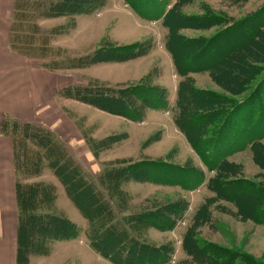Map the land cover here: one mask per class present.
Wrapping results in <instances>:
<instances>
[{"label":"trees","instance_id":"1","mask_svg":"<svg viewBox=\"0 0 264 264\" xmlns=\"http://www.w3.org/2000/svg\"><path fill=\"white\" fill-rule=\"evenodd\" d=\"M105 1L16 0L9 46L28 56L24 50L32 41V29L39 28L35 22L29 24L33 9L38 17L56 18L97 13ZM186 1L124 0L140 17L160 20L167 28L165 49L181 77L176 87L172 120L212 175L207 177L204 169L190 162L119 159L107 163L95 182L87 178L82 165L53 131L4 118L0 130L12 138L17 174V264H28L30 255H48L50 242L78 238L81 234L76 223L63 214L51 212L55 186L28 181L40 176L45 166L87 220L84 232L89 247L111 264H172L175 252L172 241L155 245L141 240L138 234L149 228L172 231L188 205L184 196H178L173 200H147L134 210L129 207L128 194L122 188L129 181L178 184L183 190L204 185L212 192L199 204L190 226L182 234L181 249L187 258L174 264H188V258L199 264H235L239 259L244 263L246 260L245 264H264L249 254L205 242L196 235L199 226L212 222V205L229 209L221 202L231 203L236 208L235 216L264 224V184L243 176L242 166L228 160L229 155L247 147L264 171V3L239 18L220 15L205 5L203 14L187 16L197 20L198 28L220 26L214 35L204 38L187 37L179 32L181 20L186 19L181 9ZM230 1L238 4L246 0ZM174 41L189 51L184 54L176 51ZM151 47L150 39L116 44L103 38L91 53L72 59L74 63L70 66L125 62L147 55ZM202 71L208 72L231 95L197 88L190 74ZM156 74L152 71L137 82L117 87L99 81L67 84L58 94L108 114L142 121L148 109L169 108L165 87L152 83ZM247 90L242 97L233 98ZM115 141L116 138L108 136L99 144L102 147Z\"/></svg>","mask_w":264,"mask_h":264},{"label":"rangeland","instance_id":"2","mask_svg":"<svg viewBox=\"0 0 264 264\" xmlns=\"http://www.w3.org/2000/svg\"><path fill=\"white\" fill-rule=\"evenodd\" d=\"M263 3L264 0H246L238 4L231 3L230 0H188L181 8L186 19L181 20L182 27L179 32L187 37L210 38L220 29V26L217 25L198 28L197 20L187 19V16L203 14L205 5L220 15L225 14L239 18L255 11ZM30 15L32 17L29 19V24L35 22L39 28L32 29L34 33L32 41L29 43L30 45H26L24 53L31 58L34 56L45 58L39 65H44L47 71L54 73L46 78V82H50L53 89L48 88V84L44 83L41 76V82L37 84L34 76H38L39 72L37 69L34 70L31 75L34 81H31L34 84L33 90L36 93L41 90L40 97L46 96L48 99L45 104H49L50 99H55L59 112L55 114L54 109L47 107L37 116L41 120L30 123L53 131L82 165L87 178L97 182L96 177L99 171L107 163L119 159L165 160L174 164L190 162L193 166L206 171V167L172 120L176 87L181 77L175 72L172 57L165 49L164 41L167 28L162 25L160 20H146L140 17L124 0H106L102 9L92 14L42 18L38 17L37 11L33 9V13ZM169 21L171 22V19ZM103 38L116 44H130L150 39L152 47L147 55L125 62H104L88 67L70 66L74 63L71 61L72 59L91 53ZM174 44L177 45L175 41ZM175 50L184 54L189 51V48L177 45ZM33 64L38 65L37 62ZM152 71L157 72L152 83L159 84L166 89L169 108L166 110L148 109L142 121H131L124 117L108 114L101 109L64 98L58 94V90L63 87L60 80L64 83L71 82L69 84H93L95 81L98 82L96 80V76H98L107 80L105 81L106 85L117 87L137 82ZM190 75L197 88L231 95L215 83L206 71ZM246 93L248 90L237 97L233 96V98H240ZM38 97L39 93H37V99ZM108 136L116 138V141L100 147L102 143L99 144V141ZM228 160L242 166L243 176L264 184V171L253 160L249 148L246 147L242 151L232 153L228 156ZM211 175L212 172L206 171L207 177ZM28 181H43L55 186L56 201L51 212L63 214L76 223L81 229L80 232L84 234L82 239L88 245L84 232L88 226L87 220L66 196L62 184L48 167H44L40 176ZM122 188L128 194L129 207L134 210L139 209L147 200H173L178 196L185 197L188 201L187 209L182 218L176 222L175 229L170 232H160L149 228L139 233L138 237L155 245L172 241L175 248L172 264L187 258L181 249L182 234L190 226L192 215L199 204L206 197L211 196L212 192L204 185L192 190H183L178 184L159 182L129 181L124 183ZM221 203L226 204L229 209L217 207V204L212 205V222L199 226L196 230L197 237L205 242L249 254L264 263V224L241 219L234 215L236 208L231 203ZM52 244L53 242L49 243L50 253L43 256L51 254ZM72 252L73 254L68 259L70 264H111L96 252L88 253L86 257L79 255V247H73ZM64 256L61 259L64 260ZM186 260L188 264H199L190 261L189 258ZM245 263H247L246 260ZM245 263L239 259L235 264Z\"/></svg>","mask_w":264,"mask_h":264},{"label":"crops","instance_id":"3","mask_svg":"<svg viewBox=\"0 0 264 264\" xmlns=\"http://www.w3.org/2000/svg\"><path fill=\"white\" fill-rule=\"evenodd\" d=\"M15 2L16 0H0V125L4 118L20 122L39 121L41 120L37 117L40 115L39 112L47 107L54 109L55 114L59 113L55 99H50V103L45 104L48 99L46 96L40 97L41 90L37 92L40 97L37 99V93L33 90L34 84L31 83V81L34 82L31 75L37 69L38 76H34L36 83L40 84V78L43 77L48 88L54 89L50 82H46V78L54 73L47 71L44 65H39L45 58H31L9 47ZM34 62H37L39 66L33 64ZM96 78L102 83L107 81L98 76ZM59 82L62 86L71 83H64L61 80ZM16 176L12 138L0 130V264H17ZM83 235L81 233L77 239H68L69 241H53L49 256L31 255L28 264H67L69 257L73 254V247H79V255L84 257L88 253H94L82 239ZM62 256L65 257L64 260L61 259Z\"/></svg>","mask_w":264,"mask_h":264}]
</instances>
